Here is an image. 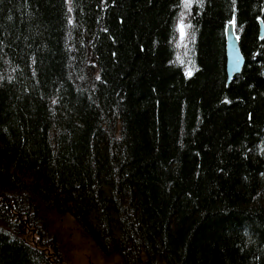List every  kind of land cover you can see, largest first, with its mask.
Here are the masks:
<instances>
[{
	"label": "trees",
	"instance_id": "1",
	"mask_svg": "<svg viewBox=\"0 0 264 264\" xmlns=\"http://www.w3.org/2000/svg\"><path fill=\"white\" fill-rule=\"evenodd\" d=\"M181 3L0 0V264H264V0Z\"/></svg>",
	"mask_w": 264,
	"mask_h": 264
},
{
	"label": "rangeland",
	"instance_id": "2",
	"mask_svg": "<svg viewBox=\"0 0 264 264\" xmlns=\"http://www.w3.org/2000/svg\"><path fill=\"white\" fill-rule=\"evenodd\" d=\"M69 2V0H68ZM188 9L183 6V0L181 3L180 16L176 23V50L179 54L182 48L185 46L187 38V27L185 28V39L183 44L180 41V34L178 31V24L180 21L181 14H183L184 24L186 23V13ZM72 223V222H71ZM69 228V229H68ZM51 231L54 232L55 239L61 245L62 254L68 257L70 264H114L113 261L107 260L97 253H95L90 245L82 239L78 230L70 224V222L64 220H54L51 222Z\"/></svg>",
	"mask_w": 264,
	"mask_h": 264
},
{
	"label": "water",
	"instance_id": "3",
	"mask_svg": "<svg viewBox=\"0 0 264 264\" xmlns=\"http://www.w3.org/2000/svg\"><path fill=\"white\" fill-rule=\"evenodd\" d=\"M260 24V38L264 37V27L261 22ZM225 51H226V73H227V83L231 81V79L239 74L244 60L240 54L238 48V39L233 30V23L230 22L227 24L225 29Z\"/></svg>",
	"mask_w": 264,
	"mask_h": 264
},
{
	"label": "snow or ice",
	"instance_id": "4",
	"mask_svg": "<svg viewBox=\"0 0 264 264\" xmlns=\"http://www.w3.org/2000/svg\"><path fill=\"white\" fill-rule=\"evenodd\" d=\"M192 2H193V0H183L184 8L185 9H190L191 6H192ZM234 25H235V21L233 20V26ZM186 27L190 28L191 25L190 24L189 25H185L184 24L183 14H181L180 21H179V24H178V31H179V34H180V41H181L182 44L184 42L185 35H186V33H185V28ZM185 47H186V45H185ZM178 59H179V57H178ZM180 62L183 63L182 60ZM186 75L189 76V77L192 75V68H189L186 71Z\"/></svg>",
	"mask_w": 264,
	"mask_h": 264
}]
</instances>
